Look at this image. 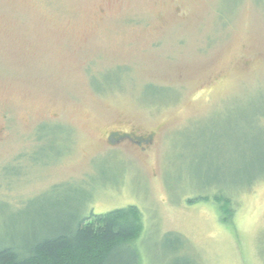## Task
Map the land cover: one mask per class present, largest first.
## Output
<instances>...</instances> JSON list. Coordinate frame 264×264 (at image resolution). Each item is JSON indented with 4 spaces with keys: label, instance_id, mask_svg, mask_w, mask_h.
<instances>
[{
    "label": "rangeland",
    "instance_id": "374dc122",
    "mask_svg": "<svg viewBox=\"0 0 264 264\" xmlns=\"http://www.w3.org/2000/svg\"><path fill=\"white\" fill-rule=\"evenodd\" d=\"M129 206L111 264H264V0H0V238Z\"/></svg>",
    "mask_w": 264,
    "mask_h": 264
},
{
    "label": "trees",
    "instance_id": "16d2710c",
    "mask_svg": "<svg viewBox=\"0 0 264 264\" xmlns=\"http://www.w3.org/2000/svg\"><path fill=\"white\" fill-rule=\"evenodd\" d=\"M198 200L212 201L225 222L237 208L233 196L221 193ZM143 229L142 213L135 206L99 215L91 212L72 224H59L53 234L19 240L10 233L0 238V264H111L114 253L139 239Z\"/></svg>",
    "mask_w": 264,
    "mask_h": 264
},
{
    "label": "flooded vegetation",
    "instance_id": "af4514ba",
    "mask_svg": "<svg viewBox=\"0 0 264 264\" xmlns=\"http://www.w3.org/2000/svg\"><path fill=\"white\" fill-rule=\"evenodd\" d=\"M126 139H128V140H130L131 138L130 137H126V136H124L123 138H121L120 140H118V141H123V140H126ZM130 141H132V139L130 140ZM133 142V141H132ZM142 142L143 143H145V142H151L149 139H147V140H142Z\"/></svg>",
    "mask_w": 264,
    "mask_h": 264
}]
</instances>
